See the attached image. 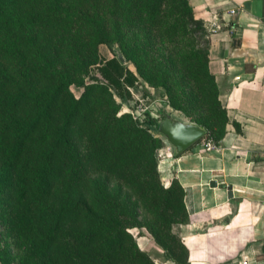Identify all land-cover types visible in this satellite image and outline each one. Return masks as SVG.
<instances>
[{
	"label": "trees",
	"instance_id": "obj_1",
	"mask_svg": "<svg viewBox=\"0 0 264 264\" xmlns=\"http://www.w3.org/2000/svg\"><path fill=\"white\" fill-rule=\"evenodd\" d=\"M208 51L188 0H0L1 264H157L134 228L188 264L172 231L188 221L184 190L160 180L158 122L113 96L131 99L141 78L218 141L228 117Z\"/></svg>",
	"mask_w": 264,
	"mask_h": 264
},
{
	"label": "crops",
	"instance_id": "obj_2",
	"mask_svg": "<svg viewBox=\"0 0 264 264\" xmlns=\"http://www.w3.org/2000/svg\"><path fill=\"white\" fill-rule=\"evenodd\" d=\"M188 2L208 32V69L228 122L215 149H205L204 136L166 160V185L175 178L184 190L188 221L178 227L187 262L264 264V0ZM232 7L236 13L229 15Z\"/></svg>",
	"mask_w": 264,
	"mask_h": 264
},
{
	"label": "rangeland",
	"instance_id": "obj_3",
	"mask_svg": "<svg viewBox=\"0 0 264 264\" xmlns=\"http://www.w3.org/2000/svg\"><path fill=\"white\" fill-rule=\"evenodd\" d=\"M98 50L102 57L112 56L110 48L104 44L99 45ZM128 66L132 71L136 73V70L131 63H128ZM93 72L95 73L96 71ZM139 79L142 83V87L137 86L135 88L130 89L132 93L131 99H121L114 92L113 97L120 107V112L131 113V115H133L134 117L138 116L141 119H143L142 115L145 113L153 117L157 122H159L162 118V111L165 110L178 119L184 120L186 122H191L180 111L173 109L169 106V104L167 103V97L163 94L162 89L152 87L143 79ZM70 90L72 91L75 97H79L82 92V88L76 85H70ZM156 136L159 137L161 140L163 139V141H165L164 137H162L160 134H156ZM172 155L173 148L165 141V144L157 151L158 171L161 161H165V164H161V168L159 171L160 180L164 186L168 185H166V180H168V176L170 175V172L168 170V162L166 160H168V158H171ZM178 225H175L172 231L177 237H179V240L182 242L180 236V232L182 230L180 227H178ZM131 232L134 236H136V241L139 247L144 248V244L149 243L148 249L145 251L149 254V256H151V258L160 257L161 259H170L168 252L165 251L159 244H157L145 229L134 228L131 230ZM140 232L143 233L142 236L137 235Z\"/></svg>",
	"mask_w": 264,
	"mask_h": 264
},
{
	"label": "water",
	"instance_id": "obj_4",
	"mask_svg": "<svg viewBox=\"0 0 264 264\" xmlns=\"http://www.w3.org/2000/svg\"><path fill=\"white\" fill-rule=\"evenodd\" d=\"M115 55L121 63H125L122 52L115 50ZM157 131L173 148L174 155H179L205 136V128L192 122H185L175 118L171 113L163 110L162 118L157 123ZM231 196V187H227Z\"/></svg>",
	"mask_w": 264,
	"mask_h": 264
},
{
	"label": "built area",
	"instance_id": "obj_5",
	"mask_svg": "<svg viewBox=\"0 0 264 264\" xmlns=\"http://www.w3.org/2000/svg\"><path fill=\"white\" fill-rule=\"evenodd\" d=\"M235 13H236L235 7L230 8L228 11L229 15H234ZM215 24H216L215 22H212L210 25H207V29L212 32L215 31L216 30ZM203 144L207 151L215 149L214 140H212L211 138L204 140ZM242 264H247V261H243Z\"/></svg>",
	"mask_w": 264,
	"mask_h": 264
}]
</instances>
